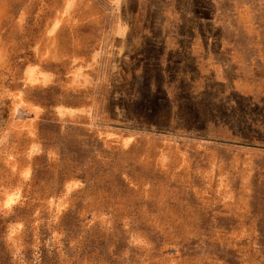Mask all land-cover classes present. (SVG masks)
<instances>
[{"label":"rangeland","instance_id":"rangeland-1","mask_svg":"<svg viewBox=\"0 0 264 264\" xmlns=\"http://www.w3.org/2000/svg\"><path fill=\"white\" fill-rule=\"evenodd\" d=\"M260 2L0 0V264H264Z\"/></svg>","mask_w":264,"mask_h":264},{"label":"crops","instance_id":"crops-1","mask_svg":"<svg viewBox=\"0 0 264 264\" xmlns=\"http://www.w3.org/2000/svg\"><path fill=\"white\" fill-rule=\"evenodd\" d=\"M260 3H262V6L264 7V0H261ZM259 20H258L259 21V28H258L259 32H258V34H260L261 39H264V15L261 16V18ZM194 43H195V39L193 38L190 46L188 47L189 51L191 53L194 51ZM226 50H227V52L225 53V58L223 61L215 60L216 81L225 82L226 85H228L229 84V82H228L229 81V75H230L229 71L231 70L233 77H234V80L237 81V83H240V81H242V80H245L247 82H249V80H250V82H251L250 72H248V70L246 68L249 67V69H252V65L255 64L254 62L257 63L259 70L263 69V71H264V48H260L256 51V54H257V60L256 61H255V59H250V60L242 59L241 55L244 52V49H236L233 47V44H230V46H228ZM220 53H223L222 49L218 50L217 55H220ZM224 71H225V78H223V76H224L223 72ZM213 72H214V70H213ZM256 81H257L256 87H257V93H258V96H257L258 102L264 103V75L259 74V77H257ZM247 87H249V86H247ZM242 88H243V94H244L246 87H244V85H243ZM252 88L254 90V88H255L254 85H252Z\"/></svg>","mask_w":264,"mask_h":264}]
</instances>
